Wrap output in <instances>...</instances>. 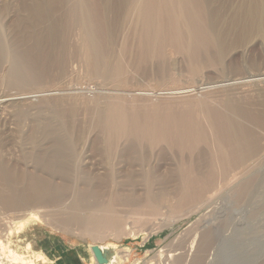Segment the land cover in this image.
Here are the masks:
<instances>
[{
    "label": "rangeland",
    "instance_id": "1",
    "mask_svg": "<svg viewBox=\"0 0 264 264\" xmlns=\"http://www.w3.org/2000/svg\"><path fill=\"white\" fill-rule=\"evenodd\" d=\"M35 1L39 0H0V166L8 174L11 173L15 180L11 186L0 180V242L5 245L4 251L7 253L3 254L8 256L14 251L33 264H51L53 260V264H92L90 245L96 246L105 257L106 253L101 248L110 243L115 244L110 249L117 251V256L122 260L117 257L114 263L105 257L101 264H170L169 256L172 259L175 258L174 254L182 256L185 250L186 258L173 262L191 264L198 246L195 243L200 242V237L208 232L209 227L216 226L221 239L215 245H210L212 248H207L206 253L215 254L211 262L207 259L204 264H264V119L260 117L264 111V81L234 88H213L215 90L204 93L200 89L219 84L225 79L240 80L252 74L264 73V30L246 33L233 28L235 31L232 32L227 27L223 33L226 31L229 35H221L223 41H217L219 46L222 45L219 47L216 42L208 40L205 43V40L179 42L169 35L163 40L164 43L162 40L146 43L140 39L144 33L140 32L141 28L137 29L131 24L123 26L122 23L113 43H110L107 41L104 16L98 9V0H87L90 4V15L87 13V17L94 31H91L92 36L95 35L92 42L103 51L94 69L84 56L83 47L90 42L85 40L77 26L82 15L71 13L66 17L62 10L57 14L59 17L63 15L62 19L70 20L64 33L66 45L59 48L62 57L58 59L56 55L57 58L47 59V43L38 50L34 48L33 35L39 36L43 29L33 24L35 20L32 19L30 5ZM245 1L210 0V4L225 17L241 14ZM197 9L202 11L199 6ZM57 15L55 19L60 22L62 19ZM117 16L115 12L108 14L112 23ZM104 68L110 71L105 73ZM123 90H137L151 96L121 100L128 107L123 106L128 110L124 109L127 113L126 126L129 128L122 134H115L109 132L104 118L108 113L112 114L114 109L111 103L116 99L115 95H120ZM180 90H192L191 93L196 95L181 102L163 98L165 93ZM50 92L58 95L45 99L42 96L34 100L21 99ZM204 99L208 102L206 109L210 110L207 111L209 113H203L198 108ZM105 102L112 106L106 108L108 105ZM234 106H240L245 114L234 113ZM158 110L164 118H161L160 112H156ZM128 114L133 118L129 119ZM152 114L158 115V120ZM169 116H172L171 119ZM232 118L246 124L252 131L253 139L248 141L252 147L242 156L231 144L233 130L226 126L228 119ZM213 125L217 129L213 130ZM200 128L204 133L200 132ZM147 130L156 137L147 135ZM198 135L201 137L197 138ZM63 142L70 144L69 150H61L57 167L48 168L47 164ZM222 142L226 144L222 146ZM220 144L224 147L221 152ZM199 157L202 165L198 163L195 166ZM216 157L226 161L225 164L223 161L217 163ZM191 165L194 169L199 166L200 170H196L200 173L193 170ZM222 165H226V169ZM192 170L195 173H188ZM180 172L186 180H193L199 174V177L212 175L210 180L208 178L212 181L208 186L186 184L185 187L180 184L185 179ZM34 180L53 183L57 190H50L52 193L45 190L42 200H26L24 193L30 190V182ZM9 190L16 193L12 197L10 195L12 199L15 198L11 206L5 202V198H9ZM149 193L156 195L157 201L160 199L161 213L150 212L143 204ZM174 204L175 208L180 209L172 211ZM29 213H39V218L45 216L46 219L41 217L34 220L37 216L34 214L30 218ZM147 213H151V216ZM146 215L151 218L148 219ZM87 216L97 219L100 216L110 217L115 221L118 218L116 222L124 227V234L119 236L111 231L104 232V229L91 234L78 224V218ZM152 217L159 218L154 220ZM138 218H142V222ZM143 218L152 219L154 224L148 220L149 223L145 222ZM125 249L130 252L126 258H122L127 254ZM9 260L12 261V258Z\"/></svg>",
    "mask_w": 264,
    "mask_h": 264
},
{
    "label": "bare ground",
    "instance_id": "2",
    "mask_svg": "<svg viewBox=\"0 0 264 264\" xmlns=\"http://www.w3.org/2000/svg\"><path fill=\"white\" fill-rule=\"evenodd\" d=\"M90 1V0H89ZM97 2V1H96ZM212 2V1H211ZM210 2V0H98V9H100V11L102 12V14H103V16H104V25H105V27H106V32H108V37H107V41H109L110 43L112 42L113 43V41H114V36H115V33L119 30V28H120V26L122 25V23H123V26H125V24L128 26L129 24H131V25H134V26H136L137 27V29L138 28H141L142 30L140 31V32H142L143 33V31H144V33H143V35H142V37L143 38H140L141 40L142 39H144V41H146V43L148 42V43H151V42H157L158 40H165V39H167V36L169 35V37L171 36L172 38H173V40H175V41H179V42H183V41H203V40H205L204 41V43L206 42V40H208L209 42H211L212 41V43L213 42H216V45H218L217 43H219V42H217V41H219V40H221L220 39V37H221V35L223 34L224 35V37H226L225 36V34H227V27L228 28H231V30L233 29V28H239V29H241L242 31H245L246 33H248L247 31H249V32H260V31H263L264 30V2L262 1V0H246L244 3H243V5H242V8H241V10L243 9V11L241 12V14H239V15H237V14H232V15H226L225 17H224V15L222 16L221 15V13L219 12V10H216V9H214V8H212V6H211V3ZM213 4V3H212ZM32 5V4H31ZM30 5V11H31V16H32V19L33 20H35L34 21V23L33 24H35L38 28H40V26H41V29L43 30H41V34H39V36L37 35H33L34 37L32 38V41H33V45L35 46L34 48H37V50L40 48V47H43L45 44L44 43H47L46 45V48H47V51H46V58L48 59L49 57L51 58L52 57V59H53V57H56V55H57V57H58V59L60 58V57H62V55H61V52H59L60 50H59V48L60 47H62V46H65L64 45V43H66V42H64V41H66V40H64V33H65V28H67L66 26H67V24L69 25V21L68 20H65V19H62L61 17H63V15L61 16V17H59L60 15H57L58 14V12H60L61 10V12H63V13H65L64 14V16L66 15V14H71V13H76V14H78L79 16L80 15H82L81 16V19L79 20V21H81V22H79V23H77V26H79V29H80V31H81V33H82V35L84 36V38H85V40L87 39L90 43L94 40L93 38H95V35L94 36H92V33L94 32V31H92V29L90 28V25H91V21H90V19H89V16L87 17V13H88V10H89V6H90V4L88 3V1L87 0H75V1H72V0H39V1H35V3L31 6ZM96 5V4H95ZM97 6V5H96ZM197 6H199V7H201V10L202 11H198L199 9H197L196 10V8H197ZM97 9V8H96ZM94 10V9H93ZM240 10V9H239ZM90 12V11H89ZM110 12H115V13H117L118 14V16H117V18H116V20L115 21H113V23H112V21H110V19L108 18V14L110 13ZM238 12V11H237ZM89 14V13H88ZM58 16L59 18H61L60 20V22L58 21V19L56 20L55 19V16ZM90 15V14H89ZM114 15V14H113ZM71 16V15H70ZM121 16H123V19H121ZM66 17H67V15H66ZM65 17V18H66ZM75 17H77V16H75ZM75 19V18H74ZM79 19V18H78ZM113 20V19H112ZM65 21H67V22H65ZM77 21V20H76ZM47 23V24H46ZM76 23V22H75ZM31 24H32V22H31ZM46 24V25H45ZM72 25V24H71ZM70 25V26H71ZM35 26V27H36ZM223 26H225L226 27V29H224L223 28ZM32 27H34V26H32ZM34 27V28H35ZM36 27V28H37ZM136 29V30H137ZM238 29V30H239ZM35 30V29H34ZM224 30H226L225 31V34L223 33L224 32ZM230 30V31H231ZM1 31V30H0ZM40 31V30H39ZM91 31H92V33H91ZM235 31V30H234ZM233 30H232V32H234ZM241 31V32H242ZM31 32V31H30ZM231 32V33H232ZM252 32V33H253ZM33 33V32H32ZM68 33V32H67ZM141 33V34H142ZM168 33V34H167ZM230 33V32H229ZM246 33H244V34H246ZM94 34H96V33H94ZM239 34H241L242 35V33H239ZM106 35V36H107ZM229 34H227V36H228ZM29 36V35H28ZM31 36V35H30ZM140 36V35H139ZM231 36V35H230ZM168 37V38H169ZM170 37V38H171ZM28 38V37H27ZM83 38V39H84ZM222 39H223V37H221ZM66 39V38H65ZM0 40H1V33H0ZM42 40H43V44H41L42 43ZM172 40V41H173ZM2 41V40H1ZM3 41H4V39H3ZM25 41H26V39H25ZM143 41V42H144ZM170 41V40H169ZM223 40H221V42H222ZM95 42V41H94ZM159 42V41H158ZM85 43V42H84ZM90 43H88L87 45H85V47H83L84 49H85V54H84V56H86V58L87 59H89V61H88V63L89 62H91V63H89V65H91V67H93L94 69H96V67H97V65L99 64L98 63V60L97 59H100L99 57L101 56L100 54H102L103 53V51L101 52L100 51V49H97V47L93 44V42L90 44ZM98 43V42H97ZM96 43V44H97ZM163 43H164V41H163ZM185 43V42H184ZM188 43V42H187ZM90 44V45H89ZM145 44V43H144ZM157 44V43H156ZM179 44V43H178ZM191 44V43H190ZM195 44V43H194ZM203 44V43H202ZM222 44V43H221ZM220 44V45H221ZM43 45V46H42ZM111 45V44H110ZM150 45V44H149ZM180 45V44H179ZM184 45V44H183ZM103 46V45H102ZM107 46V45H106ZM152 46V45H151ZM181 46V45H180ZM195 46V45H194ZM214 46H215V43H214ZM219 46V45H218ZM217 46V47H218ZM222 46V45H221ZM221 46H219V47H221ZM100 47H101V45H100ZM99 47V48H100ZM104 47V46H103ZM189 47V46H188ZM65 48V47H64ZM14 49V48H13ZM83 49V50H84ZM217 49V48H216ZM62 50V49H61ZM63 50H65V49H63ZM67 50V49H66ZM222 50V49H221ZM9 51V50H8ZM45 51V50H44ZM216 51V50H215ZM220 51V50H219ZM59 52V54H57ZM40 54V53H39ZM12 56H13V54H11ZM16 55V54H15ZM20 56V55H19ZM37 56V55H36ZM8 57H10V56H8ZM56 57V58H57ZM209 57V56H208ZM13 58V57H12ZM17 59V58H16ZM16 59H13V60H16ZM38 59H39V57H38ZM55 59V58H54ZM11 60V59H10ZM42 60V59H41ZM46 60V59H45ZM56 61H57V59H55ZM16 62H17V64H18V66H20L21 67V65H19V62L16 60ZM192 62V61H191ZM20 63H21V61H20ZM216 63V62H215ZM16 64V63H15ZM12 65V64H11ZM15 66H17V65H15ZM25 67V66H24ZM105 69V70H104ZM103 70L105 71V73H106V71L108 72V71H110L109 69H107V68H104ZM191 69H192V67H191ZM16 70V69H15ZM46 70H47V68H46ZM21 71V70H20ZM23 73V72H22ZM19 78H21V77H19ZM18 78V79H19ZM14 81V80H13ZM260 81H264V73H260L259 72V74H252V75H250V76H248V77H245V79H243V78H241L240 80H231V79H225V80H223V81H220V83L219 84H216V85H213V86H203V87H201L200 89H201V93L203 92H210L213 88H217V89H226V87H232V88H234V87H239V86H242V85H248V84H250L251 82H260ZM204 84V83H203ZM200 87V86H199ZM77 89V88H76ZM196 89V88H195ZM200 89L198 88V90L200 91ZM193 90V89H192ZM192 90H180V91H176V92H170V93H165L166 95L165 96H163V98H168V99H177V101L179 100H183V99H187V98H190V96H192V95H194L193 93H191L192 92ZM213 90H215V89H213ZM118 91V90H117ZM120 91V90H119ZM124 92H121V94L120 95H115L116 97H114V98H116V99H114L113 101H112V95H113V93L111 94V101H112V105H113V109L116 111L115 112V114H113V112H114V110H113V112H112V114H109L108 113V111H107V113H108V116H106V114H105V112H104V114H105V118H104V121H105V123H107L106 125V127H108L109 128V132H111V133H115V134H117V133H121V132H123L125 129H127V128H129V127H127L126 126V124H127V118H126V112H125V110L128 108V107H125L124 106V104L122 103V99H124V100H126L127 98H129V100H130V98L131 99H133V98H135V97H148V96H151V94H149V93H143V92H136L137 90H123ZM213 92V91H212ZM200 93V92H199ZM62 94V93H61ZM64 94V93H63ZM68 94V93H67ZM116 94V93H115ZM159 94V93H158ZM162 94V93H161ZM55 96V95H58V93H53V92H50V93H48V94H46V95H31V96H27L26 98L25 97H21V99L22 98H24V99H27V100H34V98H40V96H42V98H44L45 99V97H47V96ZM109 95V94H108ZM107 95V96H108ZM156 95V94H155ZM195 95H196V93H195ZM195 95H194V97H195ZM203 95V94H202ZM133 97V98H132ZM156 97V96H155ZM157 97H162V95H157ZM194 97H192V98H194ZM241 97V96H240ZM19 98V97H18ZM41 98V99H42ZM51 98V97H50ZM17 99V98H16ZM109 99V98H108ZM105 101H106V99H104ZM147 100V99H146ZM145 100V101H146ZM190 100V99H189ZM205 100V99H204ZM239 100V99H238ZM19 101V100H18ZM37 101V100H36ZM109 100H107V102H108ZM141 101H142V99H141ZM193 101V100H192ZM199 101V100H198ZM223 101V100H222ZM227 101H228V99H227ZM181 102V101H180ZM201 102V104H199V106L200 107H198L199 109H201L202 111H203V113H204V111H206V113H209L210 112V110H208V109H206V107H207V104H208V102H206V100L205 101H200ZM105 104H107L106 102H105ZM108 105V106H106V108H108V107H110V106H112V105ZM197 104V103H196ZM234 104V103H233ZM189 105V104H188ZM238 105V104H237ZM126 108H124V107ZM157 106V105H156ZM195 106V105H194ZM241 106V105H240ZM240 106L239 107H235L234 108V113H237V112H243L244 110L243 109H241L240 108ZM159 107V106H158ZM157 107V108H158ZM243 107V106H242ZM105 108V109H106ZM154 108H156V107H154ZM160 108V107H159ZM233 108V107H232ZM110 109V108H109ZM125 109V110H124ZM187 109V108H186ZM199 109H198V111H199ZM229 109V108H228ZM154 110H157V109H154ZM163 110V109H162ZM166 110V109H165ZM169 110H170V108H169ZM229 110H231V109H229ZM101 111V110H100ZM126 111H128V110H126ZM132 111V110H131ZM207 111H209V112H207ZM110 112V113H111ZM156 112H160L159 110L158 111H156ZM156 112H154L155 114H156ZM200 112V111H199ZM129 113V112H128ZM153 113V114H154ZM161 113V112H160ZM202 113V112H201ZM205 113V114H206ZM133 114V113H132ZM152 114V116H154V117H156L157 118V120H158V115H153ZM173 114V113H172ZM199 114V113H198ZM204 114V116L205 117H207V114L205 115ZM211 114V113H210ZM233 114V113H232ZM243 114H245L244 112H243ZM134 115V114H133ZM161 115H162V113H161ZM170 115V114H169ZM174 115V114H173ZM172 115V116H173ZM187 115V114H186ZM217 115V114H216ZM248 115V114H247ZM251 115V114H250ZM138 116V115H137ZM150 116V115H149ZM166 116V115H165ZM171 116V117H172ZM175 116V115H174ZM209 116V115H208ZM128 117H129V114H128ZM132 117V116H131ZM131 117H129V119L131 118ZM141 117V116H140ZM153 117V118H154ZM171 117L169 116V118L171 119ZM176 117V116H175ZM174 117V118H175ZM210 117H211V115H210ZM215 117V116H214ZM260 117H261V119L263 120L264 119V111H263V113L261 112V114H260ZM133 118V117H132ZM161 118H164V116L162 115V117ZM173 118V120H175ZM180 117H178V118H176L177 120L179 119ZM188 118V117H187ZM229 118V117H228ZM128 119V120H129ZM136 119V118H135ZM138 119V118H137ZM149 119V118H148ZM208 119H209V117H208ZM226 119H227V117H226ZM238 119V118H237ZM257 119V118H256ZM156 119H154V121H155ZM156 120V121H157ZM161 120V119H160ZM164 120V119H163ZM188 120V119H187ZM194 120V119H193ZM192 120V121H193ZM203 120V119H202ZM201 120V121H202ZM209 120H211V119H209ZM212 120H214V119H212ZM236 120V118L233 120V118H232V120H229L228 119V121H227V127H229L228 129H232L233 130V132L234 133H231L233 136V138H231L230 137V141H231V144H232V146L236 149L235 151H237L238 152V154L239 155H244L245 154V152H249L250 151V148L252 147L251 146V142L249 143L248 141L249 140H251L252 141V131L251 130H249V128H247L245 125L246 124H244V123H241L239 120H237V121H235ZM130 121V120H129ZM136 121H138V122H140L139 120H136ZM153 121V123L155 124V122ZM167 121V120H166ZM206 121H207V119H206ZM205 121V122H206ZM217 122V121H216ZM144 123H146L147 124V122H144ZM210 123V122H209ZM151 124V123H150ZM161 124V123H160ZM211 124V123H210ZM214 124V123H213ZM224 124V123H223ZM244 124V125H243ZM133 125V124H132ZM216 125V124H215ZM142 126V125H141ZM141 126H139V127H141ZM146 126H148V127H152V125H146ZM145 126V127H146ZM156 126L158 127V123L156 124ZM156 126H154V127H156ZM193 126V125H192ZM198 126V125H197ZM214 126V125H213ZM213 126H211V129L213 128ZM147 127V128H148ZM195 127H196V124H195ZM210 127V126H209ZM223 127V126H222ZM138 128V127H137ZM224 128V127H223ZM146 129V128H145ZM144 129V130H145ZM150 129V128H149ZM151 129H153V128H151ZM150 129V130H151ZM156 130L158 129V128H155ZM188 129H189V127H188ZM201 129V128H200ZM215 129H217V128H215V126H214V129L213 130H215ZM227 129V130H228ZM105 130V129H104ZM141 130H143V129H141ZM154 130V129H153ZM196 130H199V128L198 129H196ZM202 130V129H201ZM232 130H231V132H232ZM217 131V130H216ZM145 132V131H144ZM147 132H148V130H147ZM158 132H160V131H158ZM158 132H155L154 131V133H158ZM197 132V131H196ZM200 132H203V130L202 131H200ZM198 133V134H201L202 136H204V132L203 133ZM219 132V131H218ZM111 133L109 134L110 136H111ZM153 133V132H152ZM194 133V132H193ZM235 133H237V135L235 134ZM238 133H240L239 135H238ZM122 134V133H121ZM151 133H149L148 132V134L147 135H150ZM193 136H195V134H192ZM197 135V134H196ZM201 135H198V137L197 138H199V137H201ZM220 135V134H219ZM241 135V136H240ZM109 136V137H110ZM155 136V135H154ZM154 136H151L150 135V137H154ZM161 136H162V132H161ZM142 137V136H141ZM156 137V136H155ZM164 137V136H163ZM227 137V136H226ZM246 137V138H245ZM158 138V137H157ZM161 138V137H160ZM173 138V137H172ZM190 138V137H189ZM229 138V137H228ZM127 139V138H126ZM155 139V138H154ZM165 139V138H164ZM257 139V138H256ZM156 140V139H155ZM161 140H162V138H161ZM196 140V139H195ZM200 140V139H199ZM204 140V139H203ZM217 140V139H216ZM215 140V142H217ZM221 139H219L218 141H220ZM227 140V139H226ZM64 141V140H63ZM67 141V140H66ZM222 141V140H221ZM62 142V141H61ZM69 142V141H68ZM64 143V142H63ZM69 143H71V142H69ZM220 143V142H219ZM224 142H222V144H223ZM139 144V143H138ZM212 144V143H211ZM226 144V143H225ZM225 144H223L222 146H224ZM57 145V144H56ZM70 145V144H69ZM68 144H59L58 145V147H57V151H56V154L54 155V156H52L53 158H52V160L47 164V167L48 168H50V169H54V168H56L57 167V163H58V159H59V161L61 160L60 159V156H61V154H62V152H61V150L63 151L64 149H68L69 150V146ZM141 145V144H140ZM217 145V144H216ZM72 146V145H71ZM218 146V145H217ZM220 146V148H222V146H221V144L219 145ZM132 148V147H131ZM134 148V147H133ZM220 148H218L217 147V150L219 149L220 150ZM224 148V147H223ZM221 149L220 150V152L221 151H223L224 149ZM232 148V147H231ZM54 150H55V148H54ZM53 150V151H54ZM253 150H254V148H253ZM64 152H65V150H64ZM135 152V151H134ZM138 152V151H137ZM202 152V151H201ZM204 152V151H203ZM202 152V153H203ZM64 154V153H63ZM201 155V154H200ZM219 155V154H218ZM217 155V156H218ZM205 156V155H204ZM225 156V155H224ZM237 156V155H236ZM240 156V157H241ZM203 159H205L204 157H203V155L201 156ZM223 157V156H222ZM225 157H229V156H225ZM200 158V157H199ZM217 159L219 158V157H216ZM236 158V157H235ZM245 158V157H244ZM202 159V160H203ZM221 159V158H220ZM220 159H218V162L217 163H219V162H221V161H223V160H220ZM243 159V158H242ZM220 160V161H219ZM226 160V159H225ZM228 160V159H227ZM241 160V159H240ZM244 160V159H243ZM49 161V160H48ZM193 161V160H192ZM238 161V160H237ZM202 162L203 161H201V158H200V160H198V161H196L195 162V166L196 165H198V163H199V165H202ZM207 162V161H206ZM224 162H226V161H223V163ZM231 162V161H230ZM243 162V161H242ZM45 163H47V161L45 162ZM186 163V162H185ZM222 163V162H221ZM59 164H60V162H59ZM220 164V163H219ZM225 164V163H224ZM46 165V164H45ZM62 165H64V164H62ZM62 165H61V167H62ZM188 165V164H187ZM186 165V166H187ZM190 165V164H189ZM188 165V166H189ZM204 165V164H203ZM215 165V164H214ZM188 166H187V168H188ZM193 165H191V167H192ZM208 166V165H207ZM223 166V168H225L226 167V165H222ZM221 166V167H222ZM60 167V166H59ZM184 167V166H183ZM199 166H197L196 167V169H199L198 168ZM201 167V166H200ZM219 168H220V165L218 166ZM182 168V167H181ZM185 168V167H184ZM183 168V169H184ZM193 168V167H192ZM195 168V167H194ZM193 168V170H196V169H194ZM202 168V167H201ZM205 168V167H204ZM211 168V167H210ZM63 169H64V167H63ZM207 169V168H206ZM226 169V168H225ZM181 170V169H180ZM186 170V169H185ZM191 170V169H190ZM191 171V172H188V173H193L194 171ZM200 170V169H199ZM214 170V169H213ZM221 170V169H220ZM223 170V169H222ZM7 171V170H6ZM5 171V169L3 170V167L2 166H0V180L1 181H3V183H7V185H10V184H12V182H14L15 180H14V178L11 176V173L10 174H8L7 172ZM177 171H179V170H177ZM188 171H189V169H188ZM204 171V170H203ZM224 171V170H223ZM186 172V171H185ZM196 172H199L198 170H196ZM214 172V171H213ZM219 172V171H218ZM151 173V172H150ZM181 173V172H180ZM195 173V172H194ZM200 173V172H199ZM207 173V172H206ZM209 173V172H208ZM223 173V172H222ZM221 173V174H222ZM145 174H146V172H145ZM145 174H144V176H145ZM183 174H185V173H183ZM214 174V173H213ZM181 175H182V173H181ZM201 175V174H200ZM203 175V174H202ZM209 175H211V174H209ZM219 175V174H218ZM146 176H148V175H146ZM150 176V175H149ZM184 176V178H185V175H182V177ZM212 176V175H211ZM211 176H208V175H206V176H203V177H199V174L198 175H195L194 177H196L195 179L193 178V180L191 179V180H186V178L184 179V182L183 181H181V185H183V186H185L186 184H187V186L188 185H196V184H198V185H202V186H205V185H207L208 186V184L209 183H211V181H209L210 180V177ZM54 177V176H53ZM217 177V176H216ZM227 177V176H226ZM190 178V177H189ZM207 178V179H206ZM208 178H209V180H208ZM16 179V178H15ZM181 179V178H180ZM188 179V178H187ZM42 181V180H41ZM48 182V181H47ZM228 182V181H227ZM230 182V181H229ZM14 184V183H13ZM223 184V183H222ZM226 185H229V184H227L226 183ZM11 186V185H10ZM187 186H185V187H187ZM202 186H200V187H202ZM55 187V188H54ZM194 187V186H193ZM196 187V186H195ZM210 187V186H209ZM57 187L56 186H54V184L53 183H41L40 181H33V182H30V190H28V192H26V193H24L25 194V198H26V200H30V201H33V200H37L38 201V199L39 200H42L41 199V196H43L42 194L44 193V194H46L45 193V190L46 191H49L50 193H52L51 191L52 190H54V189H56ZM65 188V187H64ZM180 188V187H179ZM60 189H61V187H60ZM205 189V188H204ZM51 190V191H50ZM57 190V189H56ZM185 190V189H184ZM198 190H199V188H198ZM198 190H196V191H198ZM202 190V189H201ZM10 191V194H8V196H9V198H11L12 196H14L16 193H14V192H12L11 190H9ZM15 191V190H14ZM33 191V192H32ZM186 191V190H185ZM184 191V192H185ZM207 191V190H206ZM49 192H47L48 194H49ZM182 192V191H181ZM188 192V191H187ZM150 193H151V191H150ZM148 194V196H147V199L146 200H144V202H143V204H146V206H147V208H148V211L150 210V212L151 211H153L154 213H156L157 214V212H159V213H161L160 212V210L161 209H163L162 207H161V209H160V206H159V201H160V199H159V201H157L158 199L154 196V195H152V194ZM193 193H195V191L193 192ZM199 193V192H198ZM47 194V195H48ZM53 194H54V192H53ZM10 195H11V197H10ZM56 195V194H55ZM183 195H184V193H183ZM195 195V194H194ZM45 196V195H44ZM51 196H54V195H51ZM57 196V195H56ZM132 196V195H131ZM145 196V197H146ZM201 196V195H200ZM2 197V196H1ZM193 197V196H192ZM9 198H5V202H6V204L8 203L10 206L11 205H13L15 202H14V200L13 199H15V198H11V199H9ZM25 198H24V200H25ZM46 198H47V196H46ZM135 198V197H134ZM184 198V197H183ZM187 198V197H186ZM186 198H184V199H186ZM189 198V197H188ZM196 198V197H195ZM45 199V198H44ZM133 199V198H132ZM157 199V200H156ZM184 199H182V202H183V200ZM26 203L28 202V201H25ZM41 201H39V203H40ZM44 202H45V200H44ZM140 202V201H139ZM182 202H180L181 204H182ZM26 203H25V205H26ZM28 203H30V202H28ZM42 203V202H41ZM40 203V204H41ZM163 203V202H162ZM205 204H206V202H204ZM36 204V203H35ZM38 204V203H37ZM43 204V203H42ZM134 204V203H133ZM139 204H141V203H139ZM142 204V205H143ZM29 205V204H28ZM160 205H162V204H160ZM183 205V204H182ZM145 206V205H144ZM144 206H142V207H144ZM173 206V205H172ZM177 206V205H176ZM178 206H180V204L178 205ZM26 207H28V206H26ZM141 208V207H140ZM145 208V207H144ZM200 208H202V207H200ZM142 209V208H141ZM160 209V210H159ZM172 209H174V210H172ZM172 211H175V210H179L180 209V207H176L175 208V204H174V208L172 207ZM169 210V209H168ZM199 210V209H198ZM139 211V210H138ZM31 213H33V212H31ZM36 213V212H35ZM34 213V214H35ZM153 213V214H154ZM30 214V213H29ZM33 214V215H34ZM39 213H37V214H35L36 216L38 215ZM91 214V213H90ZM147 214H149V213H147ZM33 215L32 214H30V218H31V216L33 217ZM41 215V214H40ZM74 215V214H73ZM89 215V214H88ZM99 215V214H98ZM110 214H108V216H109ZM138 215V214H137ZM150 216H151V213L149 214ZM161 215V214H160ZM159 215V216H160ZM36 216H34V218L36 217ZM94 216V215H93ZM113 216H115V215H113ZM119 216H121V215H119ZM123 216V215H122ZM143 216V215H142ZM147 216V215H146ZM156 216V215H155ZM42 217V216H41ZM40 217V218H41ZM73 217H75V216H73ZM104 217V216H103ZM135 217V216H134ZM148 217V216H147ZM164 217V216H163ZM163 217H160L161 219L163 218ZM33 218V219H34ZM39 217L37 216V218L36 219H34V220H40V218L38 219ZM43 219H46V217L44 216V217H42ZM136 218V217H135ZM151 218V217H150ZM149 217H148V219H150ZM152 218H154V217H152ZM159 218V217H158ZM158 218H154V220L155 219H158ZM26 219H28V218H26ZM66 219H68V218H66ZM71 219V218H70ZM74 219V218H73ZM75 219H77V218H75ZM79 220H78V224L80 223L81 224V226H82V228H85L87 231H89V233H94L96 230H99V229H104L105 231L104 232H106V231H111L113 234H115V235H119V236H122L124 233H123V229H122V225H120L119 226V222H116L117 220H118V218H117V220L115 221V220H111V218L109 217V218H101V216H100V219H97V218H90L89 216H87V218H78ZM121 219V218H120ZM119 219V220H120ZM139 220L138 221H141L142 220V218H138ZM144 220H146L145 222H147V220L148 219H146V218H143ZM160 219V220H161ZM165 219V218H164ZM31 220V219H30ZM123 220V219H122ZM121 220V221H122ZM143 220V221H144ZM24 221V220H23ZM29 221V220H28ZM32 221V220H31ZM65 221V220H64ZM72 221H74V220H72ZM77 221V220H76ZM149 222L150 221H152L153 222V220L151 219V220H148ZM158 221V220H157ZM156 221V222H157ZM173 221H175V220H172V222ZM68 222V221H67ZM75 222V221H74ZM142 222V221H141ZM144 222V223H145ZM149 222H147V223H149ZM155 222V223H156ZM26 223V222H25ZM25 223H23L22 222V224H25ZM28 223V222H27ZM151 223V222H150ZM153 224H154V222H153ZM21 226H23V225H21ZM21 226H19L18 228H21ZM25 226V225H24ZM134 227V226H133ZM216 227V226H215ZM215 227H209V229H208V232L207 233H205V234H203L201 237H200V242L197 244V243H195L196 245H198V246H196V248H197V250H195V253L193 254V258H192V260H193V262L191 263V264H204L205 262H206V260L208 259L209 261L208 262H211V258H212V256H214V254L215 253H206L207 251V248L211 245H215L216 243H217V241H219L220 239H221V236L219 235V233H218V231H217V229H215ZM11 228V227H10ZM124 228V227H123ZM132 228V227H131ZM130 229V228H129ZM207 229L205 230V231H207ZM220 229V228H219ZM8 230V229H7ZM10 233V232H9ZM220 233H221V230H220ZM222 235V234H221ZM196 239V238H195ZM197 239H198V237H197ZM196 239V240H197ZM194 240V239H193ZM223 241V240H222ZM221 241V242H222ZM184 242V241H183ZM192 242V241H191ZM193 242H195V240L193 241ZM185 243V242H184ZM183 243V244H184ZM223 243H225V242H223ZM186 244V243H185ZM192 244V243H191ZM195 244H193V248H194V245ZM5 245L2 243V242H0V250L2 251L1 252V254H0V264H6L7 262H9L10 264L12 263V261H13V263L12 264H33V263H31V260L29 261H26V258H25V256L24 255H22V254H20V253H17V252H14V251H12V252H10V254L11 255H8V256H5L3 253H6L5 251H4V249H5V247H4ZM184 246V245H183ZM186 247H187V245H185ZM210 246V247H211ZM94 247H96V246H93V245H90V250H91V253H92V264H101L102 263V260L103 259H105V257H109L110 259H112L113 261L118 257L117 256V253L116 252H114V249H110V248H114L115 247V244H107V245H105V246H103V248H101V247H99V248H101V249H103V251H105V253L107 254V255H109V256H106V254H105V257H104V255L102 256V254H101V257H102V260H99V257H98V255L96 254V251L94 250ZM119 247V246H118ZM125 247V246H124ZM191 247V246H190ZM127 249L129 248V247H126ZM212 248V247H211ZM116 249H117V247H116ZM123 249V248H122ZM127 249H125V250H127ZM180 249V248H179ZM192 249V248H191ZM109 250H111L110 252H109ZM176 250V249H175ZM188 250H189V248H188ZM210 250V249H209ZM7 251H8V248H7ZM101 251V250H100ZM99 251V252H100ZM122 251H124V250H122ZM192 251H194L193 249H192ZM211 251V250H210ZM109 252V253H108ZM121 252V251H120ZM125 252V251H124ZM129 252H130V250H127V254L125 253V255H123L122 256V258L123 257H125L126 258V256H128L129 255ZM175 251H173V253H174ZM186 252H187V250H185L183 253H182V256H180V255H177V254H174L173 255V257L175 256V258H173L172 259V256L170 257H168L169 258V261H172V262H170V264H174V260H177L176 261V263L178 262V260L180 259V258H186ZM172 253V254H173ZM188 253H190V251L188 252ZM7 254V253H6ZM40 255H41V253H39ZM112 254V255H111ZM124 254V253H123ZM171 254V253H170ZM178 254H180V253H178ZM184 255V256H183ZM119 256H121V255H119ZM165 256V255H164ZM9 257H11L12 258V261L11 260H9V259H11V258H9ZM167 257V256H166ZM119 258V257H118ZM117 258V259H118ZM120 260H122L121 258H119ZM171 259V260H170ZM119 260V261H120ZM168 260V259H167ZM181 260V259H180ZM117 261V260H116ZM124 261V260H123ZM126 261V260H125ZM166 261V260H165ZM174 261V262H173ZM184 261V260H183ZM8 263V264H9ZM106 262H104V264H105ZM112 263V262H111ZM114 263H116L115 261H114ZM113 263V264H114ZM121 263V262H120ZM179 263H181V262H179ZM184 263V262H183ZM169 264V263H168ZM182 264V263H181Z\"/></svg>",
    "mask_w": 264,
    "mask_h": 264
},
{
    "label": "water",
    "instance_id": "3",
    "mask_svg": "<svg viewBox=\"0 0 264 264\" xmlns=\"http://www.w3.org/2000/svg\"><path fill=\"white\" fill-rule=\"evenodd\" d=\"M94 250L96 251V254L99 257V260H102L101 253L99 252V249L97 247H94Z\"/></svg>",
    "mask_w": 264,
    "mask_h": 264
},
{
    "label": "crops",
    "instance_id": "4",
    "mask_svg": "<svg viewBox=\"0 0 264 264\" xmlns=\"http://www.w3.org/2000/svg\"><path fill=\"white\" fill-rule=\"evenodd\" d=\"M55 249H57V247H55ZM60 250V248H58V251ZM60 252V251H59ZM61 252H62V249H61ZM53 262H55L54 260L52 261L51 264H53Z\"/></svg>",
    "mask_w": 264,
    "mask_h": 264
}]
</instances>
